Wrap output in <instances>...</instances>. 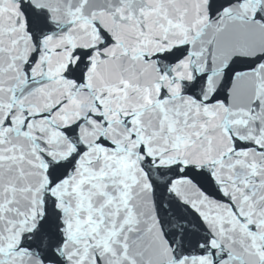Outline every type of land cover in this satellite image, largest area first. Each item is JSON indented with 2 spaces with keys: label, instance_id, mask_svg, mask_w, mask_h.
<instances>
[{
  "label": "snow or ice",
  "instance_id": "snow-or-ice-1",
  "mask_svg": "<svg viewBox=\"0 0 264 264\" xmlns=\"http://www.w3.org/2000/svg\"><path fill=\"white\" fill-rule=\"evenodd\" d=\"M0 264H264V0H0Z\"/></svg>",
  "mask_w": 264,
  "mask_h": 264
}]
</instances>
